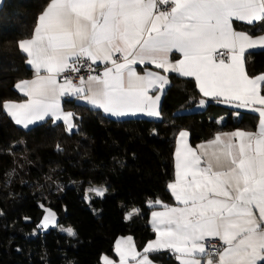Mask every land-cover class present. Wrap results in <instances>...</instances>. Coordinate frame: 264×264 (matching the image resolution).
Here are the masks:
<instances>
[{
    "label": "snow or ice",
    "instance_id": "snow-or-ice-1",
    "mask_svg": "<svg viewBox=\"0 0 264 264\" xmlns=\"http://www.w3.org/2000/svg\"><path fill=\"white\" fill-rule=\"evenodd\" d=\"M234 21L264 25V0H50L33 37L18 44L36 79L17 85L27 103L5 107L24 127L48 115L69 123L72 114L60 103L65 95H83L113 116H158L159 96L149 92L157 85L162 90L168 79L153 71L138 74L136 65L194 77L205 96L238 101L237 107L261 106L252 109L259 112L257 133H226V140L217 135L199 151L183 143L176 153V181L168 185L180 206L153 213L158 239L142 255L130 239L124 248L118 243L121 264H129V256L135 264H152L148 253L164 248L180 264H202L201 257L206 264H264V76L250 79L242 67L246 49L264 48V35L237 32ZM218 49L231 53L230 63L215 59ZM174 52L183 57L175 63ZM88 60L111 67L81 78L79 86L58 82L60 74L79 71L77 65ZM186 136L180 133L182 142ZM93 191L103 196L105 190ZM63 231L75 235L71 228ZM207 237L223 246L206 252ZM103 264L111 261L104 258Z\"/></svg>",
    "mask_w": 264,
    "mask_h": 264
},
{
    "label": "trees",
    "instance_id": "trees-1",
    "mask_svg": "<svg viewBox=\"0 0 264 264\" xmlns=\"http://www.w3.org/2000/svg\"><path fill=\"white\" fill-rule=\"evenodd\" d=\"M49 3L4 0L0 7V264H101L121 237L132 236L139 250L154 238L147 214L156 201H171L181 131L196 146L220 132L253 130L256 115H236L227 104L203 98L193 80L170 74L159 120L112 118L65 99L71 131L52 119L29 129L16 126L3 104L18 100L16 85L33 76L18 44L33 36ZM245 62L249 76L263 73L264 50L246 54ZM201 101L204 108L193 111ZM89 189H104V195ZM43 207L58 223L47 232L38 228ZM150 256L176 264L166 253Z\"/></svg>",
    "mask_w": 264,
    "mask_h": 264
},
{
    "label": "crops",
    "instance_id": "crops-1",
    "mask_svg": "<svg viewBox=\"0 0 264 264\" xmlns=\"http://www.w3.org/2000/svg\"><path fill=\"white\" fill-rule=\"evenodd\" d=\"M3 2H4V0H0V7L2 6ZM49 4H48V6H49ZM47 7H46V9H47ZM37 24H38V20H37ZM37 24H36V26H37ZM235 24H239L241 26H247L248 28L247 29H237L235 27ZM233 28L237 32H243V33L250 34V32H252V31H254L256 29L264 28V25L256 24L255 26H252V25H248V24H246V23H244L242 21H234L233 22ZM33 35H34V33H33ZM260 35H264V32H262V33H260L258 35H251V36H253L255 38V37H258ZM219 50H225V51H227V53H228V59L225 62L226 63H230L229 57H230L231 53L228 52V50H226V49H218L217 51H219ZM263 50H264V48L256 47V48L246 49L245 52H244V54H243V58H242L243 71L245 72V74L250 79H257V80H259V77L264 76V72L263 73H260V74H258L256 76H253V77L249 76L248 73H247V70H246V62H245L246 54H248L250 52L263 51ZM23 54L26 56L27 61H28L27 54L26 53H23ZM116 55L119 56V54H116ZM182 58L183 57L179 53H175L174 52V53H172L170 55V61L173 62V63L179 61ZM88 61L91 63L90 60H88ZM93 65L98 66V67H101V66H104L105 63L98 61L96 64H93ZM29 66L33 70V76L31 78H29L27 80H23V81H29L30 82V81L36 79L35 69L32 67L31 64H29ZM135 67L137 68L138 74L144 75L147 71H153L155 73H158L160 75L165 76L168 79V83L163 86V89L162 90H161L160 86L157 85L156 87H154L153 89H151L150 92H149V95H152L154 97L155 96H159L158 108H157V110L159 112V115L158 116H150V115H148V114H146L144 112H137L135 114H128V115H124V116H113V115H111L109 113L104 112V110L102 108L94 107L93 105H91L90 103H88V101L83 98V95H81V96H77V95H65V96L61 97L60 98V103H61V108H62L63 112H65V113H71V111H67V110H65L63 108V101L65 99H69V100L72 99L74 101V103H76L79 106H84V107H88V108L93 109V110L101 111V112L105 113L106 115H108V116H110L112 118H138V119L159 120L160 119V106H161L163 97H164V95L166 93V90H167V88L169 86V75L170 74H174V75H176L178 77H182V78H187V79L193 80L195 82V85H196L197 90L199 91L200 95L203 98H205L206 100H209V101H219L221 103L227 104L228 106H230V108H232V109H234L236 111L235 112L236 115H240V113H243V112L244 113H252V114L256 115L255 128L253 130H249V129H232V130L220 132V133L215 134L211 139H209L207 141H204V142H201V143L197 144L196 146H192L191 145L189 133L186 132V131H181V132H186L187 133V136L185 138H183V142H182L181 141V137H180V133L181 132L177 135V138H176V141H175V150H174V178H173V180H172L171 183H174L176 181V167H175V165H176V159H177L176 153H177V150L178 149L182 151V145H183V143H186L189 147L193 148L196 151H199V146L200 145H207L217 135H221L222 136V139H225L226 140V139H228V137L223 136V134H226V133H233V132H236V131H244V132H250V133H257L259 131V121H260L259 112L258 111H253L252 109L253 108H259L261 106H259V105L252 106V105H250L248 107H237L236 105L239 103L238 101H232L231 103H228V102H224V98L223 97L213 98V97L205 96L203 93L200 92L199 87H198V85H197L194 77H191V76H181V75H179L178 73H175V72L165 73L163 71V69H157V68H155L154 65H150V64L149 65H145V66L136 65ZM104 71H105V69L102 71V73L100 75H102ZM41 74L42 75L45 74L43 72V70L41 71ZM59 76L57 77L58 82L59 83H64V81H61L59 79ZM23 81H21V82H23ZM21 82H19L18 84H20ZM17 85H16L15 89H16L17 94L19 95V99L18 100H14V101H7V102H5L3 104V110H4V112L13 121V123L16 126L22 128V129H29L31 127H34V126L40 124V123L45 122L48 119L56 120L51 115H48L43 120H38V121H36L34 123H31L27 127H24L23 124H17L15 122V119L13 118V116L10 114L8 108L5 107L6 105L23 104V103H27L28 102V96H26L24 94V92L20 88L17 87ZM260 85H261L260 86V94L261 95H264L263 92H262L263 91L264 82H260ZM205 103L206 102H204L203 104H200L197 108H199V109L202 110L204 108V106H205ZM56 121H60V122L64 123L67 128H69V123H70V125H71V128L70 129H72L73 128V125H74L73 115H72L71 121L69 123H65L62 119L61 120H56ZM213 147H215V146H213ZM168 190H169V194H170V197H171L170 203H165L163 201H159L160 203H157V201H156L154 204L151 205V206H153L155 208L153 210H151L150 212H148V214H147V224L151 228V230L153 231L154 238L152 240H150L149 242H147L143 246V248L139 250L138 247H137L136 241L134 240V238L132 236H124V237H121V238H119L115 242L114 249H113V255L112 256H103L102 259H101V264H103L104 258H107L109 261H111V264H121L120 255L118 254L117 247H116L118 243H121V247L124 248V247H126V245H124L122 242L127 241V240L130 239L131 242H132V244L135 247L136 253L142 255L144 253V249L146 248V246L148 244H150V243H154L158 239L157 232H156V230L153 227V213L154 212H163V211H165V206H167V207H177V206H180V205H178L177 201L175 200V197L172 195V192L169 189V187H168ZM257 215H258V213H257ZM128 216H130V214ZM209 238H212V237H207L205 239H209ZM153 253H166L167 255L171 256L175 260V263L176 264H180V261L177 258V254H174V252L172 250H169L167 248H164V249H162L160 251H157V252H150V253H148V257L152 261V264H161V263H157L154 260H152V258H151L150 255L153 254ZM137 259H139V255L137 256ZM128 261H129V264H135V261L132 260L131 256L128 257ZM201 261H202V264H206V257H201Z\"/></svg>",
    "mask_w": 264,
    "mask_h": 264
},
{
    "label": "built area",
    "instance_id": "built-area-1",
    "mask_svg": "<svg viewBox=\"0 0 264 264\" xmlns=\"http://www.w3.org/2000/svg\"><path fill=\"white\" fill-rule=\"evenodd\" d=\"M221 53H223V55H221ZM214 57L217 59V61L221 58L226 61L228 59V53L225 50H219L214 54ZM110 66L111 64L109 63L107 65L105 64L104 66L98 67L89 61H81L80 64L77 65L79 71L67 70L59 76V79L64 82L66 79L71 80L74 86H79L81 78L87 81L88 76L100 75L102 71L106 69V67ZM203 243L205 244L206 252L221 248L222 246L221 241L215 238L205 239Z\"/></svg>",
    "mask_w": 264,
    "mask_h": 264
},
{
    "label": "rangeland",
    "instance_id": "rangeland-1",
    "mask_svg": "<svg viewBox=\"0 0 264 264\" xmlns=\"http://www.w3.org/2000/svg\"><path fill=\"white\" fill-rule=\"evenodd\" d=\"M198 110H201V109H199V108H194L193 109V111H198ZM68 130L71 131L70 128H68ZM90 191H93V189L92 190L91 189L88 190V192H90ZM50 213L52 215H50ZM46 221H47V227H45V222ZM57 227H58L57 217L55 216L54 212L50 208L43 207V215H42V218H41V220L39 222V225H38L39 231L47 232L48 230H50L52 228H57Z\"/></svg>",
    "mask_w": 264,
    "mask_h": 264
}]
</instances>
